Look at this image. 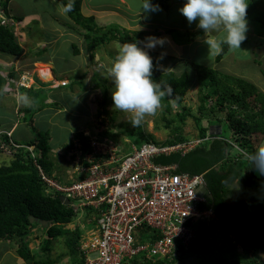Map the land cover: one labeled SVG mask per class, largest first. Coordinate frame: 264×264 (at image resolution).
I'll use <instances>...</instances> for the list:
<instances>
[{
  "label": "trees",
  "instance_id": "16d2710c",
  "mask_svg": "<svg viewBox=\"0 0 264 264\" xmlns=\"http://www.w3.org/2000/svg\"><path fill=\"white\" fill-rule=\"evenodd\" d=\"M169 1L152 0V3L158 4L161 9L165 10L168 8ZM9 2L10 0H0L7 14H9L7 11ZM62 4L64 9L70 8V11H66L68 18L84 31L85 50L89 53L90 60L93 59L94 50L102 45L111 42L123 45L138 41L139 46L143 47V42L149 37H145V32H129L115 25L105 28L98 27L93 17L82 16L81 0ZM246 19L248 26L252 27L249 31L252 34L250 38L253 40L252 45H256V51L261 50L264 47V0H249ZM169 33L172 34L174 31ZM202 33H204L203 30L198 29L192 34L186 33V37L189 39L191 36L197 37ZM228 47L226 43L222 45L216 62L222 59ZM73 53L74 55L79 53L76 46H73ZM0 54L15 58L22 55V48L16 39L14 29L0 26ZM162 61L161 59L153 60L152 79L162 85L161 90L165 92L159 107L162 110L164 121L167 126H170L175 122V118L179 119L181 124H184L189 117L192 118L199 127V139L202 143L186 153L171 152L168 155L156 157L152 162L159 166L173 167L174 173L190 176L203 175L207 194L204 202L197 205V209L212 211L232 238L234 242L232 248L235 249L238 246L241 249L239 254H234L235 259L232 262L221 264H264L263 203L257 192V186H264V181L255 176L256 171L249 168L250 164L243 155L245 151H254L256 145L264 140V92L246 80L220 74L196 62H182L185 70L179 75L173 72L163 73L157 69ZM261 74L264 79V70ZM14 78L13 70L6 76L0 72V99L5 95L7 87L12 88L8 79ZM92 80L95 81L94 87L102 93L99 114L107 115L110 102L108 82L98 74H94ZM167 86H171L170 94ZM18 89L27 92L26 88ZM191 89H195L197 94L198 113L200 114L197 118L191 116L188 108L184 106L186 94ZM228 91L231 94H228ZM35 97L31 99L32 102L35 101ZM173 109L176 111L174 117L166 118V115L171 114ZM23 110L28 112L30 106ZM40 110L41 108L36 112ZM20 112L21 110H18L17 116H20ZM223 114L224 118L221 117ZM204 116L208 122L205 128L200 127ZM210 126L220 127V133L210 136L208 134ZM31 129L35 138L23 146L32 147L33 153L25 148L13 150L9 163L0 166V242H15V253L26 264H57L58 259L50 256L51 246L53 241L62 239L66 248V257L76 260L77 264H83L79 253V245L84 238L81 226L86 227L89 222L86 218H82V222L80 221L82 219L77 220V212L69 205H64L59 200L58 193L54 192L51 195L45 193V184L41 180L36 165L42 170L43 168L34 152L36 149L43 156L50 151L51 145L47 133L34 127ZM226 129L230 134L229 139L224 136ZM124 133L132 139L135 137L134 131ZM136 135L138 141L133 140V142L131 139L134 145L137 144L136 146L152 141L151 136H145L142 133ZM172 135L175 137L165 145L176 146L188 141L182 136L179 128H175ZM103 137L106 136L99 139L109 141ZM78 138L82 145H87L89 139L87 136L82 134ZM3 140L8 143L5 135ZM12 142L15 143L13 140ZM233 145L242 152L238 156L229 155L231 148H234ZM239 177V189L243 201L231 206L226 202L233 195L232 189H229L234 186ZM30 219L34 222L31 223ZM42 222H46V225L42 226ZM70 224L75 225L68 229L67 225ZM34 227H41L44 231L41 249L46 256L39 260L36 259L35 252L27 248L25 242ZM171 262L172 260L162 259L151 261L141 257L134 259L130 264H170Z\"/></svg>",
  "mask_w": 264,
  "mask_h": 264
},
{
  "label": "rangeland",
  "instance_id": "374dc122",
  "mask_svg": "<svg viewBox=\"0 0 264 264\" xmlns=\"http://www.w3.org/2000/svg\"><path fill=\"white\" fill-rule=\"evenodd\" d=\"M127 1L130 3V0ZM89 2H92V0L88 1V4ZM95 2L100 3L101 0H95ZM115 3H117L116 0ZM131 3L132 9H139V6H141L138 0H131ZM10 7L12 9L11 12L9 9L8 10L14 16L25 18L28 15L36 14L39 17L33 18L28 27H26L27 30H25L26 32L30 31L32 36L29 38L30 42L32 43L30 47L32 56L38 57L39 59L51 58L54 64V77L57 79L67 78L70 81V84L75 81L77 76H83L82 79H85L84 81L76 80L78 82V86L76 85L78 89L76 95L64 94L59 98V101L55 102H51L50 100L46 102V100L49 99L48 92H38L35 91L34 88L31 89L32 92L28 93L25 90L19 89L15 94V92H12V89L9 90L7 87L5 95L0 99V132H5L3 128L6 129L10 127V124L13 121H18L20 124L18 134L20 137H23L21 140H18L19 143H28L27 139L35 138V134H33L31 127L48 134L49 144L51 145L52 150L42 156L35 149L34 154L38 157L44 173L54 182L62 186L70 185L73 182L72 178L74 177L76 166L73 163V158L70 156V152L64 150L62 145L65 143L68 144L74 138L81 136L82 132L79 131V128L83 126L90 129V131L88 130L90 139H99L102 136H106L103 138H106L110 142L127 149L129 148L130 144H133V140L138 141V136L136 135L138 133H142L145 136H151L150 139L153 143L165 145L166 142L171 141L175 137L172 135V132L175 130V128H179L181 130L182 136H184L188 141L200 140L199 127L190 117L185 121L184 124H181L179 119L175 118V122L170 126H167L166 121H164L163 118L162 110L158 108L154 114L146 115L139 125L133 126L131 123V114L124 113L114 107L112 100V91L114 90V85L108 76V71L116 61V57L119 55V51L122 46L120 43L111 42L108 45L103 46L100 49V52H98L100 58L97 59L98 62L96 61L97 63L94 64L95 69L93 68V70L92 68L88 67V62L85 59V55L82 54L83 52L80 55H74L71 53V44L75 45L80 50L81 47H85V42L84 40L81 41L80 36V39L78 38V31L80 29H78L77 26H75L73 22L67 17L64 9L59 5L58 2H55V0H12ZM150 18L151 20L156 18L154 13L150 14ZM175 25L177 26L178 24ZM180 25L188 29H193L196 26V23L193 22L192 24H189L188 22H182ZM154 29L158 28L155 27ZM250 30H252V27L248 26L247 32ZM68 32L72 35H70ZM155 32L156 31L145 32V37L153 35L155 36V34H153ZM209 32L219 35L218 39L225 38L226 36V32L222 30L218 33L216 31ZM171 36L174 39L175 45L180 43H186L187 45L189 44L188 42H190L186 37L185 31H174ZM55 38L56 40L52 42V40ZM37 42L44 44V47L37 48ZM51 42L53 45L50 47L47 44ZM206 42L205 44L207 45ZM248 42L249 44H252L253 40L250 39ZM43 48L46 50L43 51ZM193 49L194 48H186V46L184 48L187 54H190L191 52V55H196ZM196 52V56H199L200 58L202 55L203 57L201 64L210 68L213 64V54H215V51L205 57L203 47L199 46ZM205 52L210 53L212 50H206ZM235 55H229L227 57L230 58L232 62H234ZM152 58L154 59L153 56ZM183 58L187 59L186 57ZM193 58L198 59L196 57ZM246 58L248 59L249 56H236V59L240 61H244ZM2 59L9 60L11 63L17 60L15 57L0 54V61ZM5 60L2 61L6 62ZM255 61L257 62L259 59H256ZM237 62L235 63V66L232 63L235 68L240 66L242 68L241 71H249L248 68L251 66V62H238V64ZM25 63L26 62L23 61V59L21 60L20 58V61L18 59V71H16V73L19 72L20 75L25 76L28 72H31V74H36V69L38 67L41 68L48 65L49 68H52L50 64L42 63H37L32 68H28L25 66ZM227 63H230V61H227ZM175 67L181 68V71L185 69L181 61L177 62ZM11 68L12 70L15 69L13 66H11ZM11 68L9 69V67H7L4 63L0 62V72L2 75L6 76L7 73L12 71ZM157 69L163 73H167L172 69L174 70V73L178 75V70H175L172 65L168 67L166 61L158 65ZM91 72L98 74L99 77L106 79L108 82L110 102L107 107V115L103 113L99 114L101 111L99 104L102 93L101 90L94 87L95 81L90 80V76L92 74ZM84 74H88L87 78H85ZM236 74H238V72H236L235 75ZM24 76L20 79L19 86L27 88V85L30 83L28 80L24 79ZM258 76L259 79H256V83L258 84L257 86L259 89L262 91V85H264V82L262 77L260 75ZM232 78L236 77H233L232 75ZM11 82L13 81L10 80V83ZM63 83L66 84L65 82ZM11 85L15 86V84ZM53 88H55V84H53ZM70 88H72V86L66 88L65 90H70ZM88 93H90V95L87 101L86 94ZM228 94L231 93L228 91ZM13 95H15V97H13ZM34 96H36L35 101L32 102L31 99ZM22 97L28 98L27 104L22 102ZM49 102H51V104ZM27 106H30V110L28 112H24L23 109ZM184 106L188 108L191 116L196 118L200 116L198 113V101L195 89L189 90L186 94ZM38 107L41 108V110L36 112L39 109ZM58 109H60V112H57ZM18 110H21L19 113L20 116L16 115L18 114ZM175 112V109H173L171 114L166 115V118H173ZM221 117L224 118L225 115L223 114ZM207 123L206 116L202 117L200 127H207ZM222 127L226 128L225 125H222ZM218 129V127L210 126L208 128V134L216 135L218 134L217 132H219ZM26 131H28L30 134L28 137ZM127 131L135 132L134 139L128 137L124 133ZM224 136L228 139L230 138V134L227 129L225 130ZM262 145H264V140L261 144L256 145L255 149ZM8 153L9 152L6 150H0V166L6 165L12 159ZM241 153L242 152L236 148H231L229 151L230 156H238ZM232 192V196H234V202H231L230 204L234 205L239 203V200L242 198V194L240 189H232ZM257 192L263 203L264 214V186L258 185ZM78 217H80L79 214H77V218ZM80 221L82 222L83 219ZM73 225H67V228L71 229L73 228ZM86 228L91 229L93 227L91 224H89L86 226ZM34 229L35 231L32 230L30 232L28 237L25 239V242L27 244V248L35 252L36 259L39 260L46 256V254H44L41 249L42 240L44 239V231L41 227H34ZM91 233L94 234V228L93 232L91 231ZM8 244H10V246L15 249V242H8ZM233 244L234 242L232 238L230 235H228L224 226H222V224L217 220L212 224L211 230L206 231L204 238L199 239L192 246H189L186 249L183 248V250L176 253L172 257V262L170 264H221L224 262H232L235 259L234 254H239L241 252V249L238 246L233 249ZM51 247L50 256L52 258L58 259L57 264H77L76 260H71L69 257H66V248L62 239L53 241ZM0 264H16V262H14V260L9 257V259L5 258L0 260Z\"/></svg>",
  "mask_w": 264,
  "mask_h": 264
},
{
  "label": "built area",
  "instance_id": "2783aa9c",
  "mask_svg": "<svg viewBox=\"0 0 264 264\" xmlns=\"http://www.w3.org/2000/svg\"><path fill=\"white\" fill-rule=\"evenodd\" d=\"M0 26L16 28L13 16L1 4ZM10 137V132H0L1 151H8L9 156L19 148L33 153L32 147L15 144ZM201 143L148 142L130 144L128 149L95 138L86 146L76 143L72 151L75 174L67 186L54 182L35 164L45 193H58L80 215L77 220L86 218L95 225L94 234L84 236L79 245L83 264H130L141 257L171 261L183 248L205 237L217 218L212 211L197 209L204 202V197L197 196L205 186L203 176L174 173L173 167L152 162L171 152L186 153Z\"/></svg>",
  "mask_w": 264,
  "mask_h": 264
},
{
  "label": "crops",
  "instance_id": "0c3cea01",
  "mask_svg": "<svg viewBox=\"0 0 264 264\" xmlns=\"http://www.w3.org/2000/svg\"><path fill=\"white\" fill-rule=\"evenodd\" d=\"M11 1L8 3V9L11 12ZM75 0H55V2H58L59 5L64 9L63 7V2H73ZM90 0H81V6H80V11L83 17L85 18H89V17H93L95 20V23L98 27L101 28H105L111 25H115L120 27L121 29H124L126 31L129 32H154L156 37H165L167 38L166 43L164 45L163 48L161 47H156L155 49H146L150 55H152L154 57L153 60L155 59H159V57L161 56V53H164V58L162 59L164 61H166V64L168 65V67L170 65H172L174 67L175 70H178L177 73L178 75L181 74L184 70L181 71V68L179 67H175L177 62H184V61H189V62H196L201 66H204L201 64V60L203 59L202 55L199 58V56L197 55L196 50L198 49V47H203L204 49V56L206 57L208 54H211L215 51V54H213V64L210 67L211 69L216 70L217 72H219L220 74L223 75H228V76H232L239 78V79H243L246 80L248 83L253 84L254 86H256L257 88H259L256 83V79H259L258 75H260L262 77V70H264V47L261 48V50H257L255 51V46L256 45H252L249 44L248 40H250V38L252 37V34H250V32H246V39L241 43L240 48L241 49H232L230 47H228V51L223 55L222 59L219 62H216V57L217 55L220 53V51H217L212 45L216 44L217 42L222 41L224 38L222 39H218L217 34H213L211 32H207V33H202L201 35L197 36V37H189L188 42L189 44L186 45V43H180L178 45L174 44V39L172 38L171 34L169 32L171 31H180V32H186L188 34H192L193 32H196L199 28L197 27V23L196 26L193 29H188L186 27H183L182 25H180L182 22H188L186 17H184L180 12L179 9L183 6V4L185 3V0H170L169 1V5L167 9H161L157 12H153L154 15L156 16L155 19L150 18V14H145L144 12L141 11V7H142V0H138V2L141 4V6H139V9H132L131 7V0L130 3L127 0H116L117 3H115V0H101L100 3H96L95 0H92V2H89ZM124 6V7H123ZM8 10V11H9ZM65 11V9H64ZM141 11V12H139ZM9 12V13H10ZM66 13V11H65ZM12 16H14L12 13H10ZM67 15V13H66ZM38 15L33 14V15H28L25 18H21L19 16H14V20L16 23V28H15V34H16V39L20 45V47L22 48V55L20 57H17V60L13 61V63H11V61L9 60H5L6 62H3L2 60L0 62L4 63L7 67H9V69L11 68V66L15 67V69H13L14 73H16L17 67H18V59L20 61L23 59V61H25V66L28 68H32L33 66H35L37 63H42V64H50L52 68H49V66H43V67H38L36 70H44V69H49L51 71V74L53 75V82H49V83H43L40 78L37 76L38 74L34 73L31 74V72L26 73V75H20V73H16L15 74V78L14 79H9L8 82L10 83V80L13 81L11 82V84H15V86H12V88L10 87V89H12V92L16 94V92L19 90L18 88H23L19 86V81L21 78L28 80L30 84H28L27 86V93L29 92V90L31 89H35V91H46L49 94V99L46 100L47 101H51V102H55V101H59V98L62 97V95L64 94H77V86H78V82L76 80H81L84 81L85 79H80L81 76H77L75 81H73L70 84V81L67 78L64 79H57L55 78V74H54V64L51 58H45V59H39L38 57H34L31 54V42L29 40L31 36L30 31L26 32L25 30L26 27H28V25L31 23V20H33V18H37ZM68 17V16H67ZM39 18V17H38ZM177 18V20H176ZM26 19V20H25ZM163 19V20H162ZM74 24V23H73ZM175 24H178L177 26ZM75 25V24H74ZM76 26V25H75ZM155 27H157L158 29H154ZM78 29H80L77 26ZM73 30V29H72ZM80 29L78 38L80 39L81 37V41H83V34L84 31ZM81 32V33H80ZM217 33L219 31H216ZM69 33V32H68ZM67 34V33H66ZM70 35H72L71 33H69ZM68 35V34H67ZM80 36V37H79ZM56 40L53 39L52 42H54ZM208 41V42H206ZM48 43V46H52L53 43ZM205 42L207 43V45L205 44ZM37 48H42L44 47V44L37 42ZM244 43V44H243ZM50 44V45H49ZM249 44V45H248ZM108 45V44H106ZM122 45V44H121ZM73 46L75 45H70V49H71V53H73ZM105 46L102 45L98 48H96L94 50V55H93V59L90 60V55L88 52H86L85 47H81V49L79 50L78 55H80L82 52V54L85 55V59L88 62V67L89 68H94V64L97 63V59H99V53L100 49ZM194 48L193 51L196 55H191L187 54L184 50V48ZM43 51H45L46 49L43 48ZM206 50H212V52L207 53L205 52ZM236 54V55H235ZM229 55H235L234 58V62H232V60L230 58H228L227 56ZM237 55H246L249 56V58L244 59L243 60H238L236 59ZM8 56V55H6ZM11 57V56H10ZM183 57H186L187 59H184ZM193 57H196L198 59H195ZM256 59H259V61H255ZM180 60V61H179ZM17 61V62H16ZM97 61V62H96ZM227 61H230V63H227ZM251 62V66L248 68L249 71H241V67L237 66L236 68L235 63L236 62ZM263 61V62H262ZM237 62V64H238ZM262 62V63H260ZM234 66H233V64ZM24 64V63H23ZM162 64V63H161ZM242 64V63H241ZM240 64V65H241ZM17 65V66H16ZM24 66V67H25ZM23 67V68H24ZM98 67V66H97ZM207 67V66H204ZM209 68V67H208ZM22 69V68H21ZM95 69V68H94ZM93 69V70H94ZM12 70V68H11ZM31 70V69H30ZM169 72H173L174 70H170ZM238 72V74L235 75V73ZM91 76H90V80L92 81V77L94 75L93 72H91ZM88 75V74H87ZM87 75L84 74L85 78H87ZM18 76V77H16ZM263 79V77H262ZM63 82H65V86H63L62 84H64ZM264 82V79H263ZM53 84H55V88H53ZM77 85V86H76ZM72 86V88H70V90H65L66 88ZM76 86V88H75ZM263 86V92H264V85ZM16 87V88H15ZM59 87V88H58ZM90 93L86 94V99L88 101ZM13 97H15V95H13ZM18 98V96H17ZM53 99V100H51ZM19 100V99H17ZM51 102H49L51 104ZM57 103V102H56ZM15 112V111H14ZM18 112V111H17ZM57 112H60V109L57 110ZM17 115V114H16ZM7 124V123H6ZM19 122L18 121H13L10 124V127L4 129L3 130L5 132H10L11 133V140H13L15 143L17 144H23V143H19L18 140H21L23 137H20L18 134V129H19ZM90 131L89 128L87 127H80L79 131L82 132V134H84V136H87V138L90 139L88 132ZM27 137L30 135L28 131H26ZM26 138V137H25ZM88 139V140H89ZM28 142L32 141L33 139H27ZM87 140V141H88ZM81 140L76 137L74 138L70 143H65L62 145L63 149L66 150L67 152H70V156L72 157V151H73V144L76 143H80ZM25 144V143H24ZM52 149H50L51 151ZM234 196H231L227 199V204L231 205V202H234ZM242 197V195H241ZM243 201V197L239 200V203H242ZM234 205H238V203L234 204ZM231 205V206H234ZM92 227L94 228L95 225L91 224ZM86 227L82 228L83 230V237L87 236L89 234H91V231L93 232V228L91 229H85ZM35 231V229H34ZM12 258L14 260V262H16V264H25V262L21 261V258L15 253V249L13 247L10 246V244H8V242H0V260H3L5 258L9 259Z\"/></svg>",
  "mask_w": 264,
  "mask_h": 264
},
{
  "label": "clouds",
  "instance_id": "9594fccd",
  "mask_svg": "<svg viewBox=\"0 0 264 264\" xmlns=\"http://www.w3.org/2000/svg\"><path fill=\"white\" fill-rule=\"evenodd\" d=\"M248 4L249 0H185L179 12L186 17L189 24L198 22L197 27L204 33L221 30L226 32L222 41L212 45L217 51H221L225 43L232 49H241L240 45L246 39L248 30ZM159 10L160 6L153 4L152 0H142L141 11L145 14ZM65 11H70V8ZM166 40L165 37L149 36L143 42V47L139 46L138 41L123 44L116 61L108 71L114 85L113 105L116 109L131 114L133 126L139 125L146 115L154 114L165 95L161 90L162 85L152 79L153 58L146 49L163 48ZM164 55L161 53L159 59L162 60ZM167 91L171 93V86H167ZM21 100L28 103L27 97H22ZM243 155L250 164L249 168L264 176V145L251 152L245 151ZM239 181L240 177L229 190H239ZM84 227L81 226V229Z\"/></svg>",
  "mask_w": 264,
  "mask_h": 264
},
{
  "label": "water",
  "instance_id": "95a60500",
  "mask_svg": "<svg viewBox=\"0 0 264 264\" xmlns=\"http://www.w3.org/2000/svg\"><path fill=\"white\" fill-rule=\"evenodd\" d=\"M255 176H256L257 178H259L260 180H263V181H264V176L259 175L257 172H255ZM206 194H207L206 186L200 188V189L198 190V192H197V196H198L199 198H203V197H205ZM59 200H60L64 205H66V206L69 205V201L66 200L64 197L60 196V197H59ZM30 222L33 223L34 220H33V219H30ZM45 225H46V222H42V226H45Z\"/></svg>",
  "mask_w": 264,
  "mask_h": 264
},
{
  "label": "bare ground",
  "instance_id": "6f19581e",
  "mask_svg": "<svg viewBox=\"0 0 264 264\" xmlns=\"http://www.w3.org/2000/svg\"><path fill=\"white\" fill-rule=\"evenodd\" d=\"M14 17V16H13ZM36 73L38 74V77L40 78L41 81L44 83H49L53 82V76L51 74V71L49 69H44V70H36ZM59 88V87H58ZM27 89V88H26ZM211 136V135H210ZM136 142V141H135ZM187 142V141H186ZM204 142V141H203ZM137 145V144H136ZM200 146V145H199ZM127 149V148H126ZM203 176V175H202ZM89 222V221H88ZM167 261V260H166Z\"/></svg>",
  "mask_w": 264,
  "mask_h": 264
}]
</instances>
